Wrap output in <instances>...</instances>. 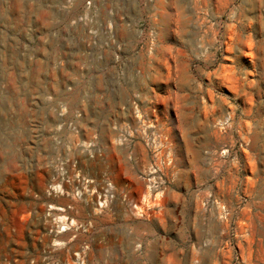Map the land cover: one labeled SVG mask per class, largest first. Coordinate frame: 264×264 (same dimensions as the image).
Wrapping results in <instances>:
<instances>
[{"label": "rangeland", "instance_id": "rangeland-1", "mask_svg": "<svg viewBox=\"0 0 264 264\" xmlns=\"http://www.w3.org/2000/svg\"><path fill=\"white\" fill-rule=\"evenodd\" d=\"M0 264H264V0H0Z\"/></svg>", "mask_w": 264, "mask_h": 264}]
</instances>
